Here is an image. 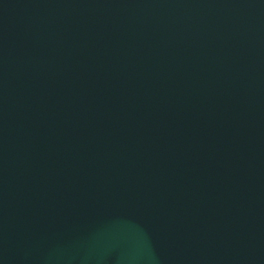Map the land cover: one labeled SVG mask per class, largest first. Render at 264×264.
<instances>
[{
  "label": "water",
  "instance_id": "obj_1",
  "mask_svg": "<svg viewBox=\"0 0 264 264\" xmlns=\"http://www.w3.org/2000/svg\"><path fill=\"white\" fill-rule=\"evenodd\" d=\"M0 264H264V0H0Z\"/></svg>",
  "mask_w": 264,
  "mask_h": 264
}]
</instances>
